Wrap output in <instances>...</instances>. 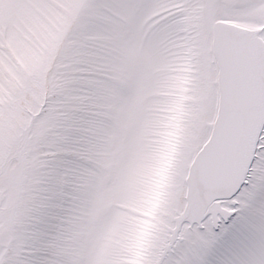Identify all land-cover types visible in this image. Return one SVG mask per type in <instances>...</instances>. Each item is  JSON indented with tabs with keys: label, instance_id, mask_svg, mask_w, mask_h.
Here are the masks:
<instances>
[{
	"label": "snow or ice",
	"instance_id": "6c2138e0",
	"mask_svg": "<svg viewBox=\"0 0 264 264\" xmlns=\"http://www.w3.org/2000/svg\"><path fill=\"white\" fill-rule=\"evenodd\" d=\"M0 264H264V0H0Z\"/></svg>",
	"mask_w": 264,
	"mask_h": 264
}]
</instances>
